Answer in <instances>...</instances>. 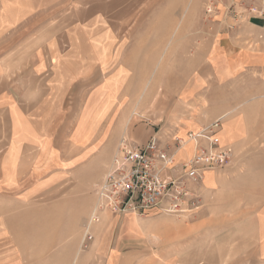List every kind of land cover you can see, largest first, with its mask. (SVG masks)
<instances>
[{"label": "crops", "instance_id": "0c3cea01", "mask_svg": "<svg viewBox=\"0 0 264 264\" xmlns=\"http://www.w3.org/2000/svg\"><path fill=\"white\" fill-rule=\"evenodd\" d=\"M97 1L105 4V10L92 12L91 17L77 11L76 18L83 22L73 31L63 32L64 39L51 38L44 48L46 57L37 63L40 74L35 75V85L24 95L16 94L15 102L6 103L10 107L0 106V116L7 113L10 117L7 125L0 121V264H264V172L257 175L263 176L256 186L238 189L224 184L252 172L207 171L195 185L203 204L193 214L104 212L91 226L93 240L86 249L80 247V232L96 200L94 193L83 194L84 190L76 187L66 192L69 198H62L57 207L52 208L49 202L36 203V195L50 197L54 167L80 160L85 164L88 158L93 161L101 157L105 171L127 132L141 146L155 134L172 145L173 136L198 131L223 115L219 130L223 144L232 146L230 161L236 168H241L243 160H251L247 158H264V19L245 17L237 22L223 13L225 20L219 19L223 27H218L205 14L203 26L181 27L187 45L199 50L188 59L200 66L193 84L178 90L183 115L163 116L156 121L159 130L151 124H140L133 130L129 115L128 127L116 132L114 124L112 128L100 125L113 113L108 105L101 115L98 98L104 87L110 93L115 81L111 73L102 78L100 67L111 66L103 52L115 50L117 21L121 18L117 16V0ZM67 2L60 0L59 5ZM257 3L264 7V0ZM188 18L196 24L191 16ZM184 47L173 44L176 51ZM214 84L221 90L218 114L189 116V101L198 98L196 102L203 106L201 99L206 102L213 98ZM111 97L112 92L105 98ZM83 98L88 99L87 105L76 116L77 99ZM195 119L201 127H191ZM172 151L177 162H182L194 154L195 145L188 142ZM48 174L52 175L47 178ZM73 174L81 176L87 190L104 177L102 171L85 185L81 169ZM37 179L46 180L47 185L36 187ZM76 194L84 199L77 202L74 213L61 215L59 211L69 208L67 203L77 198ZM246 194L253 200L245 202L242 196ZM71 218L73 222H69ZM52 225L55 230L64 227L66 232L52 237ZM53 244H61L54 253Z\"/></svg>", "mask_w": 264, "mask_h": 264}, {"label": "rangeland", "instance_id": "374dc122", "mask_svg": "<svg viewBox=\"0 0 264 264\" xmlns=\"http://www.w3.org/2000/svg\"><path fill=\"white\" fill-rule=\"evenodd\" d=\"M205 2L206 0H117L115 2L117 16L121 18L120 21H117L119 28L115 37L116 47L114 51L103 52V56L109 58L111 66L109 68L100 67L102 78L105 74L111 73L110 75L115 78V81L111 84L110 93L104 87L105 92L101 91L99 93L100 98H98L100 114L102 115L108 105H110V113L113 114L106 115L101 120L100 125L102 127L112 128L114 124L116 132L122 130L123 127L125 129L128 127L129 123L127 122L129 115H131L130 126L133 130L140 124H151L156 130H159L161 126L157 127L156 121H160L163 116L173 117L174 114L178 115L179 113L183 115V111L178 106V90L181 86L185 87L193 84L194 78H196L195 75L200 71V66L198 65L199 68L195 66L198 63L197 61L194 64L191 59H188V56H196L199 50L195 46L190 47L187 45V36L181 33L180 28H186L190 25L199 27L204 25V18H206ZM231 2L227 0L226 4ZM59 4L60 0H49L47 2H44V0H16L14 3L0 0V106L4 104L3 107H10L11 104L6 103L15 102L14 97L18 96L16 94L24 95L25 91L35 85V75L40 74L37 63H39V59L46 57L45 54L48 52L44 48H47L51 38L54 41L57 38L64 39L63 32L73 31L76 26H79L80 22H83L82 19L76 18L77 11L78 13L84 12V17H91L92 12L99 13V11L105 10L103 7L105 4L97 0H68L66 4ZM51 6L52 8H50ZM224 9L222 3V11L210 18L213 22L212 25L223 27L224 22H219V19L225 20L223 19ZM49 14L54 18H43ZM189 16L196 24L188 20ZM253 17L255 18L257 15ZM258 18L264 19V14L259 15ZM252 23L256 24L257 21L254 20ZM123 31L125 33H122ZM174 43L180 44V47L183 44L187 47L176 51L173 50ZM197 43L198 41L195 42V44ZM100 85L102 86V83ZM214 86L215 88L212 89L213 98L206 99V102L201 99L203 106L196 102L198 98H192V102L188 100L189 104L186 105V109L191 112H188L189 116L218 114L221 90L219 84L212 85V88ZM205 91L201 90V93H205ZM111 92L113 97L105 98L107 94L111 95ZM83 99H77L76 116L80 114L82 106L87 105L88 99ZM195 102L196 104H194ZM9 118V115L5 113L0 116V121L7 125L10 123ZM216 120H220L221 129L223 115L217 116L208 125ZM198 122L197 119L193 120L194 125L191 127H201L202 125ZM124 123L127 124L124 126ZM125 133L123 132V134ZM127 133L126 136L131 139ZM219 135L223 141L220 130ZM61 159L65 160L67 158ZM90 159L88 158L85 164H82L83 162L80 160L68 164L64 163L60 166L61 169H55L54 167V176L49 180L53 191L50 197L44 194L36 195V203L46 204L49 202L52 208L57 207L60 205L62 198H69L70 194L66 195V192L71 193L76 187L82 188L84 190L83 194L94 193L96 200L89 217L84 223L85 226L97 205L96 187L101 180L95 182L91 190H87L82 183V179H80L81 176L78 175L76 178L73 173L81 169V175L84 174V182L87 185L102 171L105 175L110 164L104 171L101 166L103 158L93 159V161ZM246 160L249 161L247 163L245 160L241 162V168H236V164L232 163L231 160L226 166L215 169L216 172L240 170L252 172L250 175H240L234 178L231 184L225 182L224 186L246 189L256 186L261 181L263 175H257L264 172V158H247ZM82 165L85 167H82ZM64 166L66 168H62ZM51 175L48 174L47 178ZM42 180H36V187L47 185L46 180H43L44 182L40 184ZM77 196L79 194H76ZM82 197L71 198L67 203L69 208L65 207L62 211H59L60 208H58V211L63 216H67L68 211L74 213L73 209L77 206L78 201L84 199ZM242 197L245 202L253 200L251 194ZM54 212L58 218L59 213ZM157 214L174 215L158 212L138 216ZM69 222H73V219L71 218ZM51 230L52 237L66 232L64 227H58L55 230L54 225H52ZM36 234H39L38 227ZM80 235V247L84 249L82 246L85 236L84 228L81 229ZM60 245L53 244L52 252L54 253Z\"/></svg>", "mask_w": 264, "mask_h": 264}, {"label": "built area", "instance_id": "2783aa9c", "mask_svg": "<svg viewBox=\"0 0 264 264\" xmlns=\"http://www.w3.org/2000/svg\"><path fill=\"white\" fill-rule=\"evenodd\" d=\"M206 0L208 18L223 13L242 22L245 17L263 15L264 7L257 0ZM221 122L216 120L198 131L172 137L173 146L156 134L141 146L129 137H122L103 179L96 187L98 202L85 224L84 249L93 240L91 226L101 220L102 213H134L147 215L164 212L174 215L196 213L202 197L195 185L207 171L226 166L231 160V145L223 144L219 135ZM188 142L195 145L194 154L177 162L172 151Z\"/></svg>", "mask_w": 264, "mask_h": 264}]
</instances>
